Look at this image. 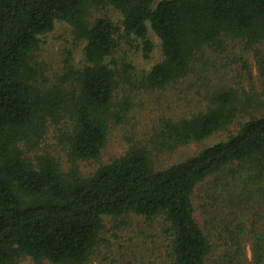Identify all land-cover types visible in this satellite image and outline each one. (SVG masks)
<instances>
[{"label":"trees","instance_id":"1","mask_svg":"<svg viewBox=\"0 0 264 264\" xmlns=\"http://www.w3.org/2000/svg\"><path fill=\"white\" fill-rule=\"evenodd\" d=\"M105 5L121 11L123 30L146 39L147 51L153 48L149 28L162 41L164 59L140 88L164 90L198 73L205 76V92L199 110L163 117L149 139L84 175L80 162L101 159L110 128L129 109L127 100H116L122 81L111 59L121 26L103 17L88 22V7ZM61 21L86 42L85 64L65 76L75 78L71 87L65 78L45 87L32 55L41 36ZM228 38L264 44V0H0V264L23 258L34 264H89L105 218L132 213L165 216L176 264H241L245 245L235 235L264 197V94L242 92L224 71L212 87L205 67L217 60L216 49ZM131 90L125 88L122 98ZM241 118L245 121L225 140L183 162L156 167L159 155L201 143ZM50 124L60 129L67 171L52 155L31 154ZM199 193H205L206 231L197 215ZM253 215L264 221L261 208ZM258 226L252 222L249 233L255 261L264 264ZM214 227L231 232L229 249Z\"/></svg>","mask_w":264,"mask_h":264},{"label":"rangeland","instance_id":"2","mask_svg":"<svg viewBox=\"0 0 264 264\" xmlns=\"http://www.w3.org/2000/svg\"><path fill=\"white\" fill-rule=\"evenodd\" d=\"M159 1L162 0H156V2ZM88 9L89 24H93L98 18L103 17L121 26V31L117 36L118 44L111 59L117 61L119 81H122L118 91L120 95L116 100H127L129 109L124 120L110 128L109 138L101 159L80 162L79 168L84 175H90L100 166L120 158L132 145L137 144L138 140L149 139V133L160 124L163 117L180 118L191 111L199 110L203 105L201 100L204 96L206 81L203 74L196 73L164 90L140 88L144 76L155 64L164 59L160 37L149 28L147 40L151 41L153 48L147 51L146 39L134 34H127L123 30V15L120 10L112 5L89 6ZM85 46L86 42L75 36L73 27L67 22H57L51 32L42 35L40 45L32 56L34 64L40 70L43 86L59 85L65 78L66 85L71 87L75 78L65 76L72 70L84 66ZM216 50L219 57L217 60H211L205 67L210 70V77L213 80L211 85H214L212 87L216 86L219 78H223L224 71L227 82L241 88L242 92H250L255 96L264 94V44L252 45L247 41L230 42L228 38L225 39L223 46ZM212 64H215L214 68H211ZM125 88L132 90L129 94L126 93V98H122ZM243 121L245 119H238L225 131H221L201 143L187 144L178 147L173 152L159 155L155 158L156 167L162 168L183 162L205 146L225 140L237 131ZM38 153L54 156L64 171L70 167L67 149L61 142L58 125H49L41 145L31 154ZM205 189L206 184L203 191ZM203 196L205 193L202 195L199 193L195 198V204L198 220L205 230L207 215L201 208ZM256 208H261L264 211V197H261L260 202L250 208L251 213L248 210L249 222L235 235L238 237L237 241L243 242L245 245V259L241 264H257L253 251L252 237L254 234L250 235L249 231L252 229L250 228L252 222L258 221L261 226H258L260 231H257V234L262 237L264 221L254 217L253 213ZM217 223L218 221L213 225ZM213 229L214 233H217V229L215 227ZM217 234L224 243L225 250L229 249L232 245L226 244L227 240L232 237L231 232H218ZM171 235L170 223L163 215L152 219L134 213L121 217L108 216L104 221L99 246L89 264H176L172 255ZM13 264L34 263L29 258H23Z\"/></svg>","mask_w":264,"mask_h":264}]
</instances>
